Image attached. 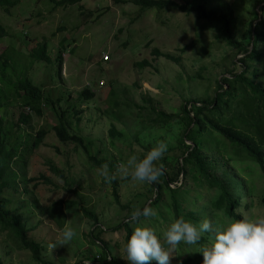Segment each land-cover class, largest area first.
I'll return each instance as SVG.
<instances>
[{"label":"rangeland","instance_id":"obj_1","mask_svg":"<svg viewBox=\"0 0 264 264\" xmlns=\"http://www.w3.org/2000/svg\"><path fill=\"white\" fill-rule=\"evenodd\" d=\"M177 1L201 3L207 9H217L228 15L235 23L232 34L238 41L256 20L254 11L263 17L261 0ZM0 22L6 29L0 39V57L4 53L11 55L15 50L17 71L25 65L23 73L35 84H42L43 90L54 100L61 99L60 106L62 111L68 112L74 133L95 143L97 157L114 165L119 163L118 168L114 167L112 174H108L106 166L96 167L89 163L75 145H64L51 132L39 147L34 148L32 143V154L27 155L24 174L27 181L44 176L52 185L41 180L34 189L35 182L27 185L21 182L17 193L6 194L10 200L7 209L12 216H21L27 228L35 229L29 237L44 247V260L54 264H76L82 256L95 255V262L87 260L84 264H99V250L91 244L90 237L95 229L94 220L85 214V210L113 228L127 217L128 210L122 206L134 202L136 195L145 193V178L152 170L163 166L164 158L172 161L181 157L182 121L163 127L150 122L156 120L150 112L155 109L173 115L184 102L211 100L217 91V81L228 75L231 59L243 58V54L236 55L237 51L226 44L215 24L197 21L195 16L188 17L175 11L141 12L139 8L122 6L115 0H84L67 8H56L50 0H21L15 8L0 7ZM63 41L66 43L64 50L61 47ZM41 42L47 43L54 64H35L30 68L28 56ZM22 43L24 46L19 50ZM155 49L170 54L179 62L158 58ZM182 49H185L184 53ZM18 51L26 54L27 60L18 58ZM60 55L63 65L61 75L57 76L59 64L55 60ZM104 56L109 59L106 61ZM145 61L148 62L145 67L136 66ZM259 82L264 88V80L261 78ZM91 86L96 92L94 103L85 104L80 95ZM110 87L117 93L114 100L109 97ZM112 100L113 104L118 100L122 105L114 109ZM77 103L79 108L75 110L72 107L78 106ZM20 111L15 106L1 112L15 126ZM75 112L80 114L75 115ZM56 123L55 113L48 108L43 117L33 114L31 123L26 126L36 134ZM113 124L122 136L112 141L109 130ZM218 147L217 151L213 145L209 147V155L216 156L219 162L212 173L221 179L225 173L237 177L258 197L263 188L259 168L236 156L232 160L222 151L223 144ZM50 166L55 167L63 178L57 177ZM113 180L117 183L116 191ZM66 181L75 193L64 190ZM113 192L118 197L117 202ZM59 199L76 203L65 212L63 228H58L37 208L38 204L50 205ZM162 199L159 209L171 219L172 211L167 207L171 200L167 192L162 193ZM157 211L158 208L153 210L151 217ZM253 216L251 229L264 236V209L256 210ZM105 239L112 255L119 261L128 259L122 233L110 231L105 234ZM194 250V254L199 252V248ZM155 252L158 253L157 249ZM142 255L154 261V256L147 255L146 251ZM168 256L158 257V263L162 264L163 258ZM0 261L37 264L30 252L18 249L8 231L1 229Z\"/></svg>","mask_w":264,"mask_h":264},{"label":"trees","instance_id":"obj_2","mask_svg":"<svg viewBox=\"0 0 264 264\" xmlns=\"http://www.w3.org/2000/svg\"><path fill=\"white\" fill-rule=\"evenodd\" d=\"M83 1L50 0L56 8H67ZM115 1L122 6L139 8L141 12L175 11L188 17L195 16L197 21L215 24L226 44L237 51L236 55L243 54V58L231 59L228 75L222 81H217V91L211 100L184 102L179 112L173 115L155 109L150 112L156 116V120L150 122L163 127L171 126L177 120L182 121L184 138L180 141L181 157H175L172 161L164 158L163 166L152 170L145 178V193L136 195L134 202L122 206V209L128 210L127 217L113 228L102 224L97 215L85 210V214L94 220L95 229L91 231L90 237L91 244L99 250V264H159L158 257L164 254L169 256L163 258L162 264H264V236L250 227L253 213L264 209V88L259 82L261 78L264 80V0H261L263 17L253 12L256 20L250 23L240 41L232 34L235 23L228 15L217 9H207L201 3L186 1L182 4L177 0ZM20 3L21 0H0V7L9 10ZM5 30L0 22V39L4 37ZM22 46L23 43L19 50ZM61 47L64 50L65 41ZM14 52L11 55L4 53L0 57V229L8 231L18 249L30 252L35 263L54 264L43 259L44 247L29 237L35 229L27 228L21 216H12L7 209L10 200L6 194L10 191L17 193L21 182L25 185L35 182L34 189L41 180L48 186L52 185L44 176L26 180L24 172L32 143L34 148L39 147L47 135L53 132L64 145H75L89 163L96 167L106 166L108 174H112V169L118 168L119 163L114 165L97 157L95 143L74 133L73 125L67 117L68 112L62 111L60 106L61 99L54 100L49 92L43 90L42 84H35L23 73L25 65L18 72L15 67L18 60L13 56ZM181 52L184 53L185 49ZM154 54L158 58L179 62V59L158 49L154 50ZM16 56L27 60V55L20 51L16 52ZM28 60L30 68L35 64H54L46 42L38 43L31 50ZM55 62L59 64L57 76H60L63 65L61 55ZM146 65V61L136 64L140 68ZM91 88L86 87L80 95L85 104L94 103L96 92ZM116 94L111 90L109 97L114 100ZM113 100L111 105L114 109L122 105L118 100L113 104ZM15 106L21 111L14 126L1 111ZM77 107L79 105L72 108L78 110ZM48 108L55 113L57 123L52 128H42L36 134L31 133L28 130L30 127L26 125L31 123L33 114L43 117ZM27 109L30 112L26 113ZM79 114L75 112V115ZM114 119L119 120L117 117ZM109 136L113 141L121 137L122 133L113 124ZM219 144H223L222 151L232 160L236 156L259 168L263 188L258 197H255L247 183L237 177L225 173L221 179L212 173L219 162L216 156L209 155V147L213 145L214 151H217ZM50 169L57 177L63 178L55 167L50 166ZM181 178L182 184L179 185ZM66 185L65 191L76 192L71 189L69 181H66ZM112 185L116 191V181L113 180ZM24 190L28 191L26 186ZM164 192L168 193L171 200L167 205L172 211L171 219L159 209ZM113 196L117 202L116 193L113 192ZM75 204L73 201L59 199L50 205L38 204L37 208L58 228H63L66 223L65 212ZM156 208L158 211L151 217L150 213ZM146 221L149 222L144 225ZM110 231L122 233L128 258L126 261H119L111 254L105 239V234ZM195 248H199L197 254H194ZM144 251L154 256V261L143 257ZM87 260L95 262V255L82 256L76 264H84ZM0 264L5 263L0 261Z\"/></svg>","mask_w":264,"mask_h":264},{"label":"built area","instance_id":"obj_3","mask_svg":"<svg viewBox=\"0 0 264 264\" xmlns=\"http://www.w3.org/2000/svg\"><path fill=\"white\" fill-rule=\"evenodd\" d=\"M104 59L107 61L109 59V57L108 56H104Z\"/></svg>","mask_w":264,"mask_h":264},{"label":"water","instance_id":"obj_4","mask_svg":"<svg viewBox=\"0 0 264 264\" xmlns=\"http://www.w3.org/2000/svg\"><path fill=\"white\" fill-rule=\"evenodd\" d=\"M253 46V45H252ZM251 46V49H253V47Z\"/></svg>","mask_w":264,"mask_h":264},{"label":"clouds","instance_id":"obj_5","mask_svg":"<svg viewBox=\"0 0 264 264\" xmlns=\"http://www.w3.org/2000/svg\"><path fill=\"white\" fill-rule=\"evenodd\" d=\"M27 111H29V109H27ZM30 112V111H29Z\"/></svg>","mask_w":264,"mask_h":264}]
</instances>
